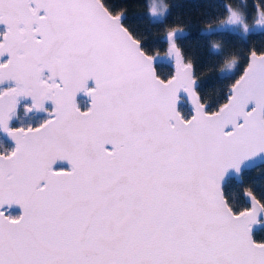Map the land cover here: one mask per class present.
I'll return each instance as SVG.
<instances>
[{
    "label": "snow or ice",
    "instance_id": "1",
    "mask_svg": "<svg viewBox=\"0 0 264 264\" xmlns=\"http://www.w3.org/2000/svg\"><path fill=\"white\" fill-rule=\"evenodd\" d=\"M253 8L225 5L200 35H264ZM126 21L111 0H0V264H264V188L225 194L264 168V49L227 58L246 66L212 106L188 32L161 56Z\"/></svg>",
    "mask_w": 264,
    "mask_h": 264
},
{
    "label": "trees",
    "instance_id": "2",
    "mask_svg": "<svg viewBox=\"0 0 264 264\" xmlns=\"http://www.w3.org/2000/svg\"><path fill=\"white\" fill-rule=\"evenodd\" d=\"M149 1L111 0L117 9L125 12L127 24L148 37L149 48L153 53L159 52L160 55H164L167 44L163 38L172 27H180L188 32L189 36L178 43L186 57L195 58V70L201 82L200 94L212 106L221 103L234 78H237L245 67L246 58H238V67L233 72L222 71L227 58L232 53L264 49V35L249 33L247 37L241 38L232 33H224L221 36L206 38L200 33L208 28L205 21L223 15L225 5L253 17L256 14L253 4L258 7L259 0H161L169 6V12L163 22H157L151 17ZM253 22L249 19L250 26ZM213 44L220 45L225 55L210 56L209 50ZM157 72L162 78L169 76L171 73L169 63L158 64ZM80 106L86 107L84 100L80 102ZM187 110L185 107L186 112ZM244 188H255L259 193L264 188V168L247 172L240 183L233 180L226 186L225 194L234 204L243 205ZM257 234L264 233L257 230Z\"/></svg>",
    "mask_w": 264,
    "mask_h": 264
},
{
    "label": "water",
    "instance_id": "3",
    "mask_svg": "<svg viewBox=\"0 0 264 264\" xmlns=\"http://www.w3.org/2000/svg\"><path fill=\"white\" fill-rule=\"evenodd\" d=\"M167 49V48H166ZM161 56H163V55H161ZM170 65V69H171V72H172V70H173V65L172 64H169ZM246 66V65H245ZM242 71H243V69H242ZM241 74H242V72H241ZM238 78V77H237ZM230 88V87H229ZM229 88H228V90H229ZM228 90H227V92H228ZM78 98H83L85 101H86V103L88 104V98L86 97V96H83V95H81V96H79ZM77 98V99H78ZM187 107V109H188V106H186ZM2 135V134H1ZM2 137L4 138V139H6V140H8L9 141V139L6 137V136H3L2 135ZM59 165H62V166H66V167H68V165L65 163V164H58L57 166H59ZM235 181V180H234ZM235 182H237V183H240V181H235ZM244 198V197H243ZM245 200V199H244ZM13 211H16V212H19V210L18 209H13ZM259 230V229H258Z\"/></svg>",
    "mask_w": 264,
    "mask_h": 264
},
{
    "label": "flooded vegetation",
    "instance_id": "4",
    "mask_svg": "<svg viewBox=\"0 0 264 264\" xmlns=\"http://www.w3.org/2000/svg\"><path fill=\"white\" fill-rule=\"evenodd\" d=\"M82 100H84V99H83V98H78V103H80ZM84 101H85V100H84ZM85 103H86V101H85ZM86 106H87V103H86ZM0 140L3 141V144H4L5 146L10 145V141L4 139V138L2 137L1 134H0ZM1 150H2V149H1ZM57 167H66V166L59 165V166H57ZM13 213H14V214H18V212H16V211H13Z\"/></svg>",
    "mask_w": 264,
    "mask_h": 264
},
{
    "label": "rangeland",
    "instance_id": "5",
    "mask_svg": "<svg viewBox=\"0 0 264 264\" xmlns=\"http://www.w3.org/2000/svg\"><path fill=\"white\" fill-rule=\"evenodd\" d=\"M161 2H162L161 0H150L149 1V9H150V6H151L152 3L160 4Z\"/></svg>",
    "mask_w": 264,
    "mask_h": 264
}]
</instances>
